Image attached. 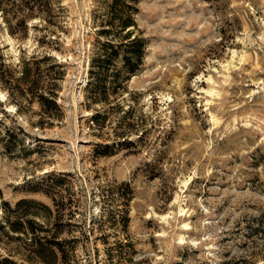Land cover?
<instances>
[{
  "label": "rangeland",
  "instance_id": "rangeland-1",
  "mask_svg": "<svg viewBox=\"0 0 264 264\" xmlns=\"http://www.w3.org/2000/svg\"><path fill=\"white\" fill-rule=\"evenodd\" d=\"M62 1L64 117L33 126L37 115L14 116L0 87V116L27 133L17 155L0 151L3 198L51 203L34 189L65 176L86 229L95 222L97 241L76 264H264V0H140L148 44L124 102L142 135L109 155L97 148L115 137L117 113L90 127L84 96L94 1ZM31 35L20 41L0 27V54L16 61L35 46ZM125 238L131 246L117 242Z\"/></svg>",
  "mask_w": 264,
  "mask_h": 264
},
{
  "label": "trees",
  "instance_id": "trees-1",
  "mask_svg": "<svg viewBox=\"0 0 264 264\" xmlns=\"http://www.w3.org/2000/svg\"><path fill=\"white\" fill-rule=\"evenodd\" d=\"M93 1L94 38L87 52L84 96L91 111L90 127L106 126L110 115L117 113L111 122L115 137L101 145L102 150L97 148L99 155H109L130 142L132 133L142 135L132 122L131 104H125L124 94L129 80L142 69L148 39L137 22L140 0ZM66 12L62 0H0V27L20 41L32 33L35 42L31 50L20 48L16 61L0 54V87L15 106L14 116L35 114L37 118L30 123L39 128L64 117L58 99L68 68L61 56ZM95 105L103 107V112ZM4 116H0V151L13 157L27 147V133L21 126L8 124ZM66 181L63 175H53L43 188L34 189L46 194L51 203L32 196L11 202L3 198L0 188V264H76L80 249L86 252L97 241L91 237L95 222L86 229L78 202L63 188ZM121 185L118 193L127 197L131 189L127 183ZM117 220L126 230L127 211L119 212ZM101 240L108 243L105 237ZM117 242L132 245L127 238Z\"/></svg>",
  "mask_w": 264,
  "mask_h": 264
}]
</instances>
